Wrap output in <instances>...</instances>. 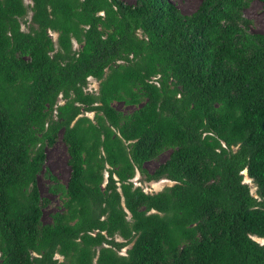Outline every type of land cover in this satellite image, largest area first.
<instances>
[{
    "label": "trees",
    "instance_id": "16d2710c",
    "mask_svg": "<svg viewBox=\"0 0 264 264\" xmlns=\"http://www.w3.org/2000/svg\"><path fill=\"white\" fill-rule=\"evenodd\" d=\"M247 2L0 0V264H264V33ZM58 136L65 182L44 167ZM136 170L172 183L147 192ZM39 172L61 201L46 222Z\"/></svg>",
    "mask_w": 264,
    "mask_h": 264
},
{
    "label": "rangeland",
    "instance_id": "374dc122",
    "mask_svg": "<svg viewBox=\"0 0 264 264\" xmlns=\"http://www.w3.org/2000/svg\"><path fill=\"white\" fill-rule=\"evenodd\" d=\"M26 5L31 4V0H22ZM125 2L132 3L134 0H124ZM182 12L187 13L192 11L199 0H171ZM30 10L28 9L25 19H29ZM242 13L245 17L249 19V30L258 31L264 33V4L260 0H248L247 4L243 7ZM21 20V27L23 29L26 28V22ZM53 40L56 38L55 31H49ZM73 47L77 48L78 44L73 41ZM97 88V79L88 76L87 82L85 85V89L88 91H94ZM59 102L61 99L58 100ZM113 105L121 109L123 111L130 110L132 105L123 104L119 100L112 101ZM88 116H92V111L85 112ZM46 157L44 161V167L48 168L51 173H53L60 182H65L68 176L69 167L66 163L67 153L65 150V145L61 140L60 136H58L55 141L45 148ZM168 150L164 149L160 151L156 156L144 161L143 166L151 171L159 162L163 161V159L167 156ZM243 181L249 185L250 191L254 194V183L251 181L250 177L246 175L243 170ZM134 185H139L143 190L147 192L156 191L160 189L163 185L171 184L172 180L160 177L158 179H149L146 180L143 176L136 170L135 173L130 178ZM37 187L39 193L42 198L45 199L41 203V219L46 222L50 219V213L60 209L61 201L59 196L51 193L47 189V185L49 183L48 178L39 172L36 178ZM119 239V237H117ZM256 240L263 242L264 237H254ZM126 246L120 249V252L123 253ZM56 257L60 259V255L56 254Z\"/></svg>",
    "mask_w": 264,
    "mask_h": 264
}]
</instances>
